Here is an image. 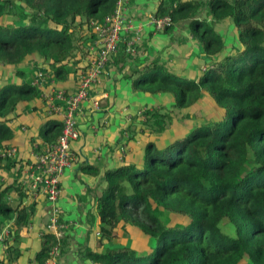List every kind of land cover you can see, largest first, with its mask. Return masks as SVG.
<instances>
[{
  "label": "trees",
  "instance_id": "16d2710c",
  "mask_svg": "<svg viewBox=\"0 0 264 264\" xmlns=\"http://www.w3.org/2000/svg\"><path fill=\"white\" fill-rule=\"evenodd\" d=\"M115 8L116 0H0V66L18 67L35 56L65 80L90 58L96 36L89 24ZM153 17L170 19L165 33L184 23L206 61L200 77L191 79L157 60L141 62L119 46L115 57L130 60L132 89L173 102L171 111L145 109L144 121L135 115L141 131L159 137L167 123L187 118L188 109L205 99L218 116L162 148L147 139L140 164L106 173L95 199L103 251L88 257L98 264H264V0H160ZM221 23L233 26L236 46L229 53L215 29ZM38 95L29 82L0 87V148L11 147L9 124L19 104ZM60 133L61 123L48 120L40 129L41 148ZM24 169L22 161L0 158V174L14 171V182L0 188V227L13 222L19 229L4 239L0 264H18L21 257L19 233L31 215V206L22 207ZM120 228L124 238L137 230L145 244L115 245ZM64 238L45 232L33 264H46L57 245L62 252Z\"/></svg>",
  "mask_w": 264,
  "mask_h": 264
},
{
  "label": "crops",
  "instance_id": "0c3cea01",
  "mask_svg": "<svg viewBox=\"0 0 264 264\" xmlns=\"http://www.w3.org/2000/svg\"><path fill=\"white\" fill-rule=\"evenodd\" d=\"M159 1L129 0L127 15L133 30L131 33L121 36L120 46H127L134 40V56L139 61L157 60L174 75L197 79L202 73V67L206 60H202L200 48L190 36L186 25L179 24L170 33L155 32L150 25L149 20L156 12ZM224 27L228 28L231 35L230 39H227L232 43L231 47H226V53H229L236 46L233 26L229 23L215 25L218 33H220V29L224 31ZM220 35L222 36V33ZM96 43L94 40L89 47L90 58L83 61L79 65L81 68L77 69L74 74H70L65 80L56 79L52 67L46 66L35 56L27 58L18 67H0V87L8 82L32 83L36 73L41 70L48 71L46 73L51 77L40 89L36 88L39 93L37 97L19 104L9 124L13 138L8 146L17 149L16 160L22 161L25 167L33 162V153L42 149L43 141L39 136L41 127L48 120H56L61 123L59 117L48 116L43 96L55 90L72 93L76 89L80 72L88 66L91 58L97 52ZM115 56L112 57L108 67L101 75L99 84L90 92L92 99L82 103L76 116L79 139L72 142L74 161L71 168L65 171L60 184L62 192L58 207L61 221L68 228L63 235L66 241L58 264H98L89 259L88 253L89 251L92 253H102L103 251L98 243L100 235L95 199L100 197L105 189V175L109 170L127 163L140 164L147 139L155 142L153 138L155 136L147 138L141 131L139 120L135 116L138 112L155 107H161L163 112L171 111L173 102L169 96H148L142 92L134 91L130 80L126 77L130 75L128 63L130 60L120 62ZM123 63L128 64L125 69L121 70L120 64ZM94 103L97 104V108ZM195 106L202 110H205L204 106L207 107L205 110L207 113L202 117L201 122L216 112L213 103L208 99L199 101L192 107ZM191 108L186 114H193ZM178 116L182 117V115ZM216 116L218 115L216 114ZM185 131L186 134L189 132L188 129ZM125 132H127L128 138L125 136ZM169 142H160L159 146L156 145L162 148ZM17 167L19 166L16 165ZM13 173L14 171L7 175V182H14ZM24 190L27 199L23 201L22 207L31 206L29 208L31 215L28 226L21 229L19 233L21 257L18 264H33L35 253L40 248L41 237L46 232L50 206L43 195L32 198L27 193L26 186ZM16 194L14 190L11 191L13 199L16 198ZM14 230L18 231L19 229L13 226L12 231ZM114 234L116 236L113 241L115 245H126L130 241L131 243L133 241L134 245L136 239L144 237L143 235H130L124 238L116 231ZM4 248L3 244L0 245V252ZM105 249H107V245H105Z\"/></svg>",
  "mask_w": 264,
  "mask_h": 264
},
{
  "label": "built area",
  "instance_id": "2783aa9c",
  "mask_svg": "<svg viewBox=\"0 0 264 264\" xmlns=\"http://www.w3.org/2000/svg\"><path fill=\"white\" fill-rule=\"evenodd\" d=\"M128 3L129 0H116V8L111 15L99 22L89 24V29L96 36L98 49L88 66L80 72L76 89L72 93H67L65 90H55L43 96L48 116L60 118L61 133L56 141L33 153L34 160L25 167L20 182L24 187L26 186L27 193L32 198H37L39 195L46 198L50 206L46 232L54 235L57 241L63 237L68 228L60 220L61 213L58 201L62 192L61 179L74 161L72 142L79 139L76 116L82 103L92 99L90 92L99 84L101 75L108 67L112 57L116 55L121 36L131 33L133 30L127 15ZM149 22L155 32H161L171 24L168 17L159 19L151 17ZM134 44L135 41L133 40L126 46L127 53L132 57L135 55ZM46 72L48 71H38L31 85L37 89L44 86L48 78H51ZM94 106L97 108L96 103ZM137 115L144 121V110L138 112ZM125 136L128 138L127 132H125ZM0 158L16 160L17 149L15 147L0 148ZM8 232V227L1 231L0 244L7 237ZM60 254V245L53 247L46 264H58Z\"/></svg>",
  "mask_w": 264,
  "mask_h": 264
},
{
  "label": "rangeland",
  "instance_id": "374dc122",
  "mask_svg": "<svg viewBox=\"0 0 264 264\" xmlns=\"http://www.w3.org/2000/svg\"><path fill=\"white\" fill-rule=\"evenodd\" d=\"M224 31H222L220 29V33H222V37L225 40L226 43V47L229 48L231 47V42H228V40L230 39L231 35H230V31L228 30V28L224 27ZM228 39V40H227ZM1 67V66H0ZM205 66L202 67V71H204ZM204 109L207 110V107L204 106ZM202 110L200 107L195 106L191 108V111L193 114L187 113L185 115H187V118H183V116H177L176 120L167 123V127L165 132L160 136V137H153L155 144H157L159 146L160 142H166V141H173L175 138H181L182 135L186 134L187 129L190 128V126L194 127L195 125H198L201 123V119L202 117L205 116V114L207 113V111ZM173 113V112H172ZM214 115H211L210 118H214L216 117V114L213 113ZM9 182H7V174H0V184H2V186H0L1 189L5 188L6 186H8ZM182 220H172L170 225H175L176 222H181ZM14 226V225H13ZM12 223H7L5 224V226H3L1 228V230L5 227H8L9 230H12L13 228ZM0 230V231H1ZM116 232H118V235H123V232L121 229H117ZM130 235H142L140 232H138L135 229L131 228V234ZM6 238V237H5ZM132 240V239H131ZM146 239L142 238V239H136L135 242L140 243L141 245L145 244ZM4 246V241L0 244ZM5 250L0 252V257H2V254L4 253Z\"/></svg>",
  "mask_w": 264,
  "mask_h": 264
}]
</instances>
